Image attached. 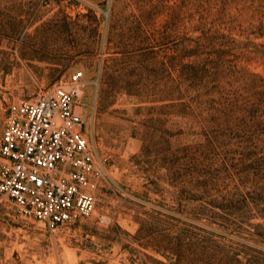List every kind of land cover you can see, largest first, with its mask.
Here are the masks:
<instances>
[{
	"label": "rangeland",
	"instance_id": "374dc122",
	"mask_svg": "<svg viewBox=\"0 0 264 264\" xmlns=\"http://www.w3.org/2000/svg\"><path fill=\"white\" fill-rule=\"evenodd\" d=\"M181 1L0 0V135L80 72L100 171L79 223L0 198V264H174L166 240L264 264V0H211L202 20Z\"/></svg>",
	"mask_w": 264,
	"mask_h": 264
},
{
	"label": "built area",
	"instance_id": "2783aa9c",
	"mask_svg": "<svg viewBox=\"0 0 264 264\" xmlns=\"http://www.w3.org/2000/svg\"><path fill=\"white\" fill-rule=\"evenodd\" d=\"M81 73L13 106L0 135V198L56 229L87 218L100 171L77 112Z\"/></svg>",
	"mask_w": 264,
	"mask_h": 264
},
{
	"label": "trees",
	"instance_id": "16d2710c",
	"mask_svg": "<svg viewBox=\"0 0 264 264\" xmlns=\"http://www.w3.org/2000/svg\"><path fill=\"white\" fill-rule=\"evenodd\" d=\"M174 11L202 20L211 14V0H190L188 2L182 0L178 5L171 7V12ZM198 30L201 29L198 28ZM261 217L264 218V214H261ZM257 226L261 227L262 225L258 224ZM205 246L204 248L191 242H183L174 248L166 240L162 250L154 249V251L165 258L174 257V264H259L257 261L249 259L245 252L229 251L220 247L213 248L211 245Z\"/></svg>",
	"mask_w": 264,
	"mask_h": 264
}]
</instances>
